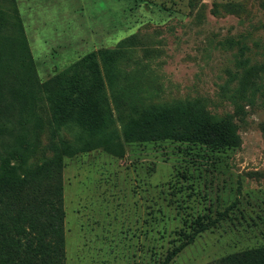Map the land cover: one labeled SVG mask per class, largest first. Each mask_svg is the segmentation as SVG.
<instances>
[{"label": "rangeland", "instance_id": "374dc122", "mask_svg": "<svg viewBox=\"0 0 264 264\" xmlns=\"http://www.w3.org/2000/svg\"><path fill=\"white\" fill-rule=\"evenodd\" d=\"M16 25L33 62L22 65L16 52L23 80L2 76L13 116L0 146L22 153L23 173L44 197L56 184L45 169L62 158L53 166L63 195L61 263L251 264L264 249V0H0V43L17 49ZM119 46L107 93L116 126L132 119L151 135L143 113L157 107L176 119L226 121L234 140L155 138L123 144L122 156L62 155L95 139L62 122L40 86Z\"/></svg>", "mask_w": 264, "mask_h": 264}, {"label": "trees", "instance_id": "16d2710c", "mask_svg": "<svg viewBox=\"0 0 264 264\" xmlns=\"http://www.w3.org/2000/svg\"><path fill=\"white\" fill-rule=\"evenodd\" d=\"M18 30L17 49L11 44L0 43V82L4 74L13 75L17 83L23 80L13 70L16 52L23 60L22 65L25 60L33 62L19 27ZM121 47L91 52L52 81L40 86L62 122H76L84 134L95 139L94 145L88 143L82 148L67 145L62 155L70 157L78 152L103 149L122 156L123 144L155 138L203 142L211 146L220 145L223 140H234L233 127L226 121L182 112L176 114V119L172 111L157 107L143 113L151 135L136 131L132 119L126 122L120 119V126H116L107 93L115 86ZM3 50H6L8 60L3 59ZM114 110L120 112L116 108ZM12 116L11 111L3 106L0 96V137L8 130ZM185 121H188V126ZM25 129L26 123L21 122L18 131L23 134ZM24 162L21 152H16L11 146H0V264H62L63 195L53 169V166L61 168L62 158L58 155L53 162L56 165L45 169L47 177L56 181L48 197L32 187L35 182L26 172L23 173ZM250 259L253 260L251 264H264V249L254 251Z\"/></svg>", "mask_w": 264, "mask_h": 264}]
</instances>
